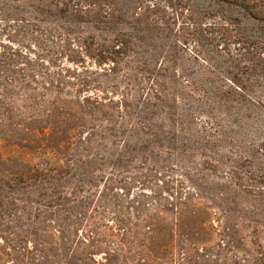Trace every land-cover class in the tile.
<instances>
[{"label":"rangeland","instance_id":"1","mask_svg":"<svg viewBox=\"0 0 264 264\" xmlns=\"http://www.w3.org/2000/svg\"><path fill=\"white\" fill-rule=\"evenodd\" d=\"M69 38L115 50L123 39L126 54L104 66L111 72L89 58L83 70L69 62L80 50ZM0 45L63 66L66 77L76 71L118 103L128 94L95 143L77 145L84 159L72 168L92 170L94 184L85 186L102 193L92 216L100 212L112 227L126 214L175 222L180 202L194 198L213 228L196 245L174 235V264L190 253L207 264H264V21L223 0H0Z\"/></svg>","mask_w":264,"mask_h":264},{"label":"trees","instance_id":"2","mask_svg":"<svg viewBox=\"0 0 264 264\" xmlns=\"http://www.w3.org/2000/svg\"><path fill=\"white\" fill-rule=\"evenodd\" d=\"M223 1L264 21V0ZM67 40L80 49L78 57L68 56L69 62L83 70L86 58L104 69L119 65V55L126 54L123 39L114 42L116 50L95 49L85 38ZM64 70L36 54L0 45V148L15 146L43 155L31 163L0 151V264H174V235L196 245L202 233L212 231V214L188 198L177 206L175 222L155 214L134 221L126 214L113 220L112 227L105 216H95L100 212L92 216L102 193L96 196L85 186L94 184L92 170L80 174L72 168L84 159L77 145L91 147L101 125L112 123L129 98L122 92L118 103L111 97L114 92L93 89L76 71L66 69V77ZM70 85L77 87L73 93ZM73 176L89 179L68 184ZM83 193L87 196H80ZM207 263L196 253L186 260Z\"/></svg>","mask_w":264,"mask_h":264}]
</instances>
